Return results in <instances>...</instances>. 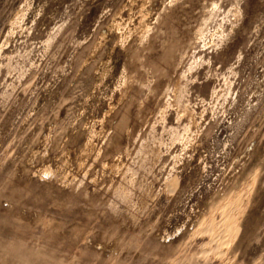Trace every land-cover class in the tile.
Returning a JSON list of instances; mask_svg holds the SVG:
<instances>
[{
	"label": "rangeland",
	"instance_id": "374dc122",
	"mask_svg": "<svg viewBox=\"0 0 264 264\" xmlns=\"http://www.w3.org/2000/svg\"><path fill=\"white\" fill-rule=\"evenodd\" d=\"M0 264H264V0H0Z\"/></svg>",
	"mask_w": 264,
	"mask_h": 264
},
{
	"label": "bare ground",
	"instance_id": "6f19581e",
	"mask_svg": "<svg viewBox=\"0 0 264 264\" xmlns=\"http://www.w3.org/2000/svg\"><path fill=\"white\" fill-rule=\"evenodd\" d=\"M236 4H235V8L233 9V11L231 12V13H233V15H234V17H235V19L234 20H238L239 19V16L240 15H242V7H241V5H240V3L237 1V2H235ZM25 7V6H24ZM27 10V9H26ZM231 11V10H230ZM24 15H25V9H23L21 12H19L18 14H17V16H16V18L13 20V22H12V24L13 25H15V24H18L19 25V23L21 22V20H23V18H24ZM144 15V14H143ZM148 15V14H147ZM27 16V15H26ZM233 17V16H232ZM231 17V18H232ZM241 17V16H240ZM141 18V17H140ZM143 21H145V19L144 18H142V21H141V23L143 22ZM140 22V21H139ZM21 24V23H20ZM118 25V24H117ZM138 25H140V24H138ZM141 26V25H140ZM16 28V27H15ZM142 28V27H141ZM223 29V28H222ZM232 29V28H231ZM233 30V29H232ZM134 31V30H133ZM146 33H148V32H146ZM223 33L224 32H221L220 33V37L223 39L224 38V35H223ZM1 49H3V48H1ZM227 80V79H226ZM227 84V83H226ZM230 90V89H229ZM185 91V90H184ZM230 92V91H229ZM215 95H216V93H215ZM185 99V98H184ZM175 103V102H174ZM178 104V119H181L182 117H184L185 115H187V116H189V118H190V120L192 121V122H195L196 120H195V114H196V112H195V110L193 109V108H190L189 106V101L186 99V101H185V103L183 104V106H180L179 105V103H177ZM170 106V105H169ZM172 106V105H171ZM167 107H168V105H167ZM175 107H177V106H175ZM164 108V107H163ZM166 108V107H165ZM169 108V107H168ZM167 109V108H166ZM161 111V110H160ZM167 110H164V111H162V112H166ZM165 116V115H164ZM163 116V118L165 119V117ZM196 125V124H195ZM187 130H190V127L189 128H187ZM199 136V135H198ZM176 141V140H175ZM174 141V142H175ZM191 140L189 139V137L188 136H184V145H185V148H186V146H187V144L190 142ZM183 143V142H182ZM182 145V144H181ZM184 147V146H183ZM191 148V147H190ZM157 154V153H156ZM159 154H160V152H159ZM156 156H159V155H156ZM176 156V155H175ZM157 159H159V158H157ZM144 164V163H143ZM114 166H116V165H114ZM118 166V165H117ZM51 169V168H50ZM129 170V169H128ZM131 170V169H130ZM127 171V170H126ZM125 173V172H124ZM44 177H45V175H44ZM133 178V177H132ZM127 183V182H126ZM133 183V182H132ZM124 185V184H123ZM121 186V185H120ZM127 187V186H126ZM133 187V186H132ZM121 190V189H120ZM117 191V190H116ZM122 192V191H121ZM126 193V192H125Z\"/></svg>",
	"mask_w": 264,
	"mask_h": 264
}]
</instances>
